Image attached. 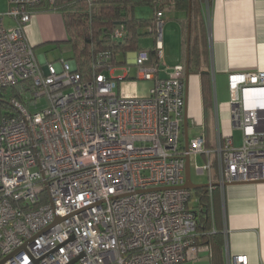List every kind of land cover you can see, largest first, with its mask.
Masks as SVG:
<instances>
[{
  "label": "built area",
  "instance_id": "2783aa9c",
  "mask_svg": "<svg viewBox=\"0 0 264 264\" xmlns=\"http://www.w3.org/2000/svg\"><path fill=\"white\" fill-rule=\"evenodd\" d=\"M44 1L7 0L0 12V99L13 92L0 114V261L182 264L212 252L198 240L192 201L200 198L180 187L186 156L206 157L196 170L210 183L264 181V71L229 74L231 121L243 144L219 131L213 146L202 135L187 150L186 62L160 75L164 12L156 16L158 61L141 49L129 62L138 79L153 81L150 94L125 97L116 88L129 75L116 77L106 57L90 77L74 58L40 61L26 26Z\"/></svg>",
  "mask_w": 264,
  "mask_h": 264
},
{
  "label": "crops",
  "instance_id": "0c3cea01",
  "mask_svg": "<svg viewBox=\"0 0 264 264\" xmlns=\"http://www.w3.org/2000/svg\"><path fill=\"white\" fill-rule=\"evenodd\" d=\"M201 11L208 41V65L204 68L209 71L214 105L207 121L202 76L191 73L187 95L189 141L204 135L210 147L215 144L220 131L221 134H233L234 145L237 146L235 132L241 131L242 136L243 132L231 121V93L229 99L217 94V79L226 81L229 87L231 72L264 71V0H203ZM155 15L156 12L151 18ZM61 17L59 11L46 12L43 5L37 9L26 27V35L34 49L67 43L68 39L63 40L59 36L61 25L67 33L64 17L63 23ZM186 18L187 13L181 9L172 8L164 12L163 58L160 61L162 77L167 76L165 66L186 62ZM144 40H151L144 47L151 48L155 44L154 35H147ZM134 53H128V62H133ZM38 57L40 61H49L45 54ZM52 61L55 60L49 62ZM190 127L200 128L201 133L190 137ZM200 155L192 158L197 159ZM201 156L205 161L206 157ZM206 193L211 229L215 228V233L222 234V249H217L215 256L213 252L204 250L197 258L182 264H227L229 256L239 255H247L249 264H264V181L214 186ZM196 197L201 202V197ZM199 203L194 201L193 207Z\"/></svg>",
  "mask_w": 264,
  "mask_h": 264
},
{
  "label": "trees",
  "instance_id": "16d2710c",
  "mask_svg": "<svg viewBox=\"0 0 264 264\" xmlns=\"http://www.w3.org/2000/svg\"><path fill=\"white\" fill-rule=\"evenodd\" d=\"M203 0H49L44 1L43 10H59L64 17L68 34L67 43L71 45L78 64V71L85 77H90L98 59L106 57V64L119 66L127 63V55L131 51L146 49L149 51L151 62L158 61L156 39L151 48L140 45L142 38L147 35L156 37V16L158 11L181 9L187 13L185 21L184 46L187 52V34L189 26V10L191 9V40H190V71L202 76V91L206 120L209 121L213 109V93L208 65V41L206 26L202 17ZM191 3V7H190ZM139 5H149L154 8L153 18H142L136 14ZM53 6V8H51ZM121 22V24H118ZM117 29H122V38H115ZM103 68H98L102 70ZM11 101L0 99V114L3 109H10ZM207 191L196 190L201 202L195 206L198 217V232L200 244H212L215 256L217 249H222L223 236L210 233L211 222Z\"/></svg>",
  "mask_w": 264,
  "mask_h": 264
},
{
  "label": "rangeland",
  "instance_id": "374dc122",
  "mask_svg": "<svg viewBox=\"0 0 264 264\" xmlns=\"http://www.w3.org/2000/svg\"><path fill=\"white\" fill-rule=\"evenodd\" d=\"M51 8H53V6H51ZM7 10H8L7 0H0V12H6ZM53 11H59V10H51L46 12L50 13ZM59 12L61 13L62 16L61 21L63 23V14L61 11ZM154 12H155L154 8L149 5H139L136 8V14L139 17L146 19L151 18ZM6 23L11 24V21L7 18ZM59 36L63 40L68 39L67 33L65 32L63 25H61V27L59 28ZM149 42H151V40L146 41L144 40V38H142L140 45L145 46ZM35 52L37 56L41 54H45L49 61L56 60L59 58L69 59L72 58L74 55L71 45L67 43L53 44L50 46H39L35 48ZM124 74H128L129 78L119 82L116 91L120 93V95L125 97H141V98L149 96L150 89L153 86V81L147 79H138V67L136 65L130 64L128 62V64L125 63L123 65L116 66L114 75L116 77H119ZM217 94L221 98H225V99L230 98V90L228 87V83L226 81H221L217 79ZM4 95L10 101L13 92L11 89H9L4 92ZM42 101H43L42 103H45L46 100L43 99ZM189 132H190V137L198 136L201 133V129L190 127ZM235 142L237 146H241L243 144V136L241 134V131L239 130L235 132ZM204 163H205L204 158L201 155L197 159L192 158L191 177L194 183L197 184L208 183V173L199 174L196 170V165H203ZM195 196L196 194L195 192H193L192 199H194ZM192 205H194V200L192 201Z\"/></svg>",
  "mask_w": 264,
  "mask_h": 264
},
{
  "label": "water",
  "instance_id": "95a60500",
  "mask_svg": "<svg viewBox=\"0 0 264 264\" xmlns=\"http://www.w3.org/2000/svg\"><path fill=\"white\" fill-rule=\"evenodd\" d=\"M190 7H191V3H190ZM188 19H189V26H188V34H187V59H186V80H185V84H186V89H185V94H186V111H185V119H184V135H185V147L188 150L189 149V136H188V117H187V95H188V82H189V78L191 75V71H190V40H191V9L189 10V15H188ZM118 24H121V22H119ZM261 182V181H258ZM235 183H242V182H226L223 185L227 186L230 184H235ZM220 183H204V184H197L194 183L191 177V161H190V156L187 155L186 156V182L184 185L180 186L181 188L184 189H189V190H199V189H204L206 191L209 190L210 187H214V186H220ZM158 190H165V189H169V188H155ZM59 221V220H57ZM7 260V257L2 259L0 261V264H5V261Z\"/></svg>",
  "mask_w": 264,
  "mask_h": 264
}]
</instances>
